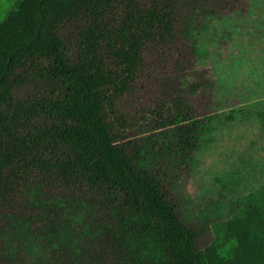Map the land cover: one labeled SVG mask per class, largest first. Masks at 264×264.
Wrapping results in <instances>:
<instances>
[{
	"label": "trees",
	"instance_id": "trees-1",
	"mask_svg": "<svg viewBox=\"0 0 264 264\" xmlns=\"http://www.w3.org/2000/svg\"><path fill=\"white\" fill-rule=\"evenodd\" d=\"M249 1H11L0 264H264V185L235 202L222 242L183 221L174 193L173 171L217 126L264 128L263 109L224 97L198 45L210 19Z\"/></svg>",
	"mask_w": 264,
	"mask_h": 264
},
{
	"label": "rangeland",
	"instance_id": "rangeland-1",
	"mask_svg": "<svg viewBox=\"0 0 264 264\" xmlns=\"http://www.w3.org/2000/svg\"><path fill=\"white\" fill-rule=\"evenodd\" d=\"M11 1L0 0V20ZM207 26L198 45L208 51L205 67L221 93L264 110V0H250L246 13ZM193 158L187 171H173L175 201L183 221L202 229L206 241L222 242L235 202L264 185V128L255 118L219 125ZM229 249L225 243L220 254Z\"/></svg>",
	"mask_w": 264,
	"mask_h": 264
}]
</instances>
